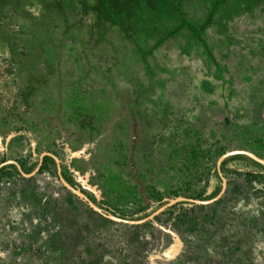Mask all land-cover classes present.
Here are the masks:
<instances>
[{
  "label": "rangeland",
  "instance_id": "obj_1",
  "mask_svg": "<svg viewBox=\"0 0 264 264\" xmlns=\"http://www.w3.org/2000/svg\"><path fill=\"white\" fill-rule=\"evenodd\" d=\"M232 150L264 160V0H0V163L48 152L138 221ZM51 160L0 168V264H264L243 157L141 224Z\"/></svg>",
  "mask_w": 264,
  "mask_h": 264
},
{
  "label": "water",
  "instance_id": "obj_2",
  "mask_svg": "<svg viewBox=\"0 0 264 264\" xmlns=\"http://www.w3.org/2000/svg\"><path fill=\"white\" fill-rule=\"evenodd\" d=\"M236 155L246 156L249 159H251L252 161H254L257 164H259L262 167H264V160L261 159V158H259L258 156H256L255 154H253V153H251L249 151H246V150H232V151L226 152V153L222 154L218 158V160L216 162V168H217V171H218V175H219V177L221 179V182H222L221 192L219 193L218 196H216L213 199L206 200V201H203V200H195V199H190V198H183V197L175 198V199L170 200L168 203L162 205L161 207H159L157 210H155L154 212H152L149 216H147V217H145L143 219H140L138 221H128V220L120 219V218L115 217L113 215L107 214L104 210H102L101 208H99L93 201H91L86 196V194H84L82 191H80V190L76 189L75 187H73L62 176V174H61V168H60L58 159L54 155H52V154H50L48 152H44V153L40 154L39 160H38V164H37L36 168L31 173H29V174H24L23 171L21 170L20 166L15 161H12V160H8V161H5V162L0 163V168L3 165H6V164H12V165L16 166L17 170L19 171V173L22 176H24V177H31V176H33L38 171V169H39V167H40V165L42 163L43 157L44 156H49L55 162V165H56V173H57V176H58V181H59L60 185L65 190H67L68 192L72 193L73 195H75L79 199L83 200L91 209H93L95 212H97L99 215H101L103 217H106V218H108V219H110L112 221L119 222V223L141 224L143 222H146L147 220L153 219L155 216L159 215L162 211H164L165 209H167L170 206L175 205L178 202H190V203H195V204H200V205L214 203L215 200H217L218 198L221 197V195H222V193H223V191H224V189L226 187V181H225L224 177L222 176V173L220 172V165H221V163L225 159H227V158H229L231 156H236Z\"/></svg>",
  "mask_w": 264,
  "mask_h": 264
},
{
  "label": "trees",
  "instance_id": "obj_3",
  "mask_svg": "<svg viewBox=\"0 0 264 264\" xmlns=\"http://www.w3.org/2000/svg\"><path fill=\"white\" fill-rule=\"evenodd\" d=\"M239 157H243L245 159L246 162H248L249 164H254V165H258L260 167H262L261 165L257 164L256 162L252 161L251 159H249L248 157L246 156H242V155H237ZM52 164H53V167H55V162L53 160H51ZM264 169V167H262Z\"/></svg>",
  "mask_w": 264,
  "mask_h": 264
}]
</instances>
